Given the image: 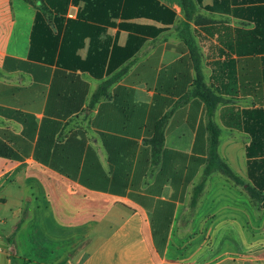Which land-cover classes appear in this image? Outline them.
I'll use <instances>...</instances> for the list:
<instances>
[{
  "label": "crops",
  "instance_id": "obj_1",
  "mask_svg": "<svg viewBox=\"0 0 264 264\" xmlns=\"http://www.w3.org/2000/svg\"><path fill=\"white\" fill-rule=\"evenodd\" d=\"M0 130L26 150L0 156L1 192L23 186L1 264L36 260L42 211L53 264H264L250 196L219 176L193 227L226 248L173 257L214 133L246 185L248 149L264 159V0H0Z\"/></svg>",
  "mask_w": 264,
  "mask_h": 264
},
{
  "label": "rangeland",
  "instance_id": "obj_2",
  "mask_svg": "<svg viewBox=\"0 0 264 264\" xmlns=\"http://www.w3.org/2000/svg\"><path fill=\"white\" fill-rule=\"evenodd\" d=\"M219 160L216 161L215 164H207L203 173V176L197 182V184L193 187L192 196L189 201L185 204V209L183 213L180 215L177 227L174 231L175 237H185L188 236L189 239L184 241L180 245L173 246V257L179 259V257L187 258L189 263H193L196 259V251L200 252L199 254L203 253L204 257L206 258L207 255L213 253L215 250L219 249L220 252L226 246H214L211 241L215 240L214 236L216 232L211 228V222L207 224L205 229L199 230L193 226L196 224V220L200 219L201 217L197 218V209L201 207H205L210 205V202L203 203L205 199V194H207L208 189H210L211 178L215 176L222 177L229 181L231 184L235 185L232 181H230L224 174V168L222 165L220 166ZM237 186V185H235ZM22 187H10L3 192L0 190V197H8L9 203L4 204V202H0V236L9 237L13 231L14 227L17 225L19 219L16 217L17 209L10 207L11 204L21 202L23 198L22 195ZM241 190L242 193H247L245 185L237 186ZM29 196L27 197L26 203L24 207H29V205L33 204V197L31 196L30 190H28ZM204 198V199H203ZM251 200V199H250ZM255 202L251 201L252 205V240L253 243L251 247L254 249L262 248L264 250V212L259 209ZM35 225L41 224V233L40 235L33 239L30 237V241L27 242V246H22L25 251L28 253L34 254L35 259L34 261L31 260H19L18 258L14 261L13 264H53L52 259H54V255L52 253L55 243L57 241V219L53 214L48 213L47 211H42L36 216L34 221ZM34 226V225H33ZM222 226V225H221ZM35 228L28 230L29 233H33ZM37 231V230H36ZM214 232V235H213ZM262 238V239H261ZM202 239L205 241L202 242ZM209 240V241H207ZM262 240L263 244L258 245L255 244L254 241ZM197 242V243H196ZM12 244V242H11ZM202 245V246H201ZM242 248L243 246H237ZM1 251H4L3 246L1 245ZM15 254V252H14ZM17 257L16 255H13ZM1 264V263H0Z\"/></svg>",
  "mask_w": 264,
  "mask_h": 264
},
{
  "label": "trees",
  "instance_id": "obj_3",
  "mask_svg": "<svg viewBox=\"0 0 264 264\" xmlns=\"http://www.w3.org/2000/svg\"><path fill=\"white\" fill-rule=\"evenodd\" d=\"M28 2H31V0H26ZM185 5L188 0H183ZM61 8L64 7L63 5L60 6ZM66 10V9H65ZM63 10V11H65ZM11 59H7L5 61V69H18V66L16 67H11L10 62ZM18 64H21V62H16ZM6 116V113L3 114ZM11 116L12 114H8ZM13 118V116H11ZM14 119H19L18 117H14ZM2 137H8L14 142L15 149H13L11 146H9L6 142H3L0 140V156L1 157H7L10 159H19V155L17 152L23 151L25 152L24 148L20 147L19 144V138L20 136L15 135L11 133L10 131L7 130H0V136ZM214 147L210 150L209 152V159H208V164H215L216 161L219 160L220 166L224 168V174L225 176L232 181L235 185L237 186H242L245 185L247 194L250 196L251 201L255 202L258 208H264V159L261 160H254L252 162L251 157L255 155L254 151L252 149H248V158H249V175L252 181V185H246L245 182L233 172V170L224 162L221 157L218 154V149H217V141L216 138L218 137V133H214ZM161 149L155 148L153 149L154 154L158 155L160 153ZM260 151V150H259ZM263 151V150H262ZM218 162V163H219Z\"/></svg>",
  "mask_w": 264,
  "mask_h": 264
},
{
  "label": "built area",
  "instance_id": "obj_4",
  "mask_svg": "<svg viewBox=\"0 0 264 264\" xmlns=\"http://www.w3.org/2000/svg\"><path fill=\"white\" fill-rule=\"evenodd\" d=\"M0 251H1V246H0Z\"/></svg>",
  "mask_w": 264,
  "mask_h": 264
}]
</instances>
